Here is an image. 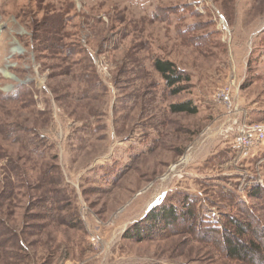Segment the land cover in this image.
<instances>
[{
    "label": "rangeland",
    "instance_id": "374dc122",
    "mask_svg": "<svg viewBox=\"0 0 264 264\" xmlns=\"http://www.w3.org/2000/svg\"><path fill=\"white\" fill-rule=\"evenodd\" d=\"M158 59L189 77L180 92ZM186 101L197 112L173 111ZM253 123L264 0H0V264H264L191 231H131L187 202L199 231L229 215L264 253V141L235 143Z\"/></svg>",
    "mask_w": 264,
    "mask_h": 264
},
{
    "label": "trees",
    "instance_id": "16d2710c",
    "mask_svg": "<svg viewBox=\"0 0 264 264\" xmlns=\"http://www.w3.org/2000/svg\"><path fill=\"white\" fill-rule=\"evenodd\" d=\"M155 68L161 73V75L166 80V83L169 86H173V92L178 93L182 90L181 85H177L178 83H181V81L188 79L189 77L182 75V73L176 68V64L170 60H162L158 59L155 61ZM177 85V86H175ZM173 111L175 112H190L195 113L197 112V107L192 105L191 101L182 102L179 104L173 105ZM239 151V150H238ZM239 154L241 152L239 151ZM260 190L259 186H254L253 188H250V195L257 196L258 191ZM186 207L179 209L178 206L172 204L168 207L164 208H158L157 206L152 208L148 214L146 215L145 219L142 220V222L136 223L132 230L133 235L135 237L140 238L141 234L145 232L146 230H153V228H156V225H161L162 227L166 228L164 233L167 232L168 235L171 233H176L177 231L180 232H190L194 234L193 236L196 238V240L201 242H211L213 245H216L217 247L221 248V250H224L223 252L229 257L237 260H243L247 261L251 259L249 257L250 253L255 252L259 258H262L263 256V246L262 242L257 243V241H253L249 244H238L236 243V239L234 232L228 227V224H230L234 230H239V233L244 234L246 229V224H244L241 220L237 218H231L229 215L228 217V224L225 223L224 225L223 221L221 224V229L219 227H212L211 229L209 226L213 223H209L206 226L201 228V231H199V225L200 223L204 225L206 222L200 220L198 216L196 215V212L194 209L191 208L189 203L185 202ZM225 217V218H226ZM147 225V226H146ZM210 229V230H207ZM237 232V233H238ZM219 235V236H218ZM218 238L222 236L221 240ZM264 236V232H263ZM252 250V252H251Z\"/></svg>",
    "mask_w": 264,
    "mask_h": 264
},
{
    "label": "built area",
    "instance_id": "2783aa9c",
    "mask_svg": "<svg viewBox=\"0 0 264 264\" xmlns=\"http://www.w3.org/2000/svg\"><path fill=\"white\" fill-rule=\"evenodd\" d=\"M223 94H224L223 95L224 101L227 103V105L231 106L229 93L223 91ZM263 141H264V124L253 123V124H243L238 126V135L236 137L235 143L237 149L241 152L243 156L248 155L251 149L259 145Z\"/></svg>",
    "mask_w": 264,
    "mask_h": 264
},
{
    "label": "bare ground",
    "instance_id": "6f19581e",
    "mask_svg": "<svg viewBox=\"0 0 264 264\" xmlns=\"http://www.w3.org/2000/svg\"><path fill=\"white\" fill-rule=\"evenodd\" d=\"M4 72H5L6 75L10 76V73L7 70H4Z\"/></svg>",
    "mask_w": 264,
    "mask_h": 264
}]
</instances>
